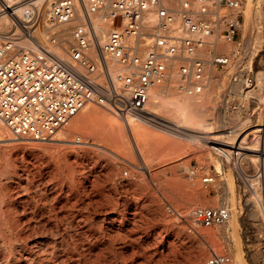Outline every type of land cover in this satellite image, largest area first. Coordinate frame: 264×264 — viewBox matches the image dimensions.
Returning a JSON list of instances; mask_svg holds the SVG:
<instances>
[{
	"label": "rangeland",
	"instance_id": "374dc122",
	"mask_svg": "<svg viewBox=\"0 0 264 264\" xmlns=\"http://www.w3.org/2000/svg\"><path fill=\"white\" fill-rule=\"evenodd\" d=\"M166 2L177 7V0ZM248 10L250 19L245 16ZM210 16H219L214 32L220 27L224 37L222 41L212 37L198 51L207 62L204 91L191 95L180 90L181 58L155 90L160 117L191 130L179 131L160 120L121 119L90 103L92 116L107 120L115 136L129 139V154L112 146L103 128L96 134L88 128L71 130L75 116L50 141H0V264H195L205 262L213 251L229 253L233 264H264L260 200L238 169L212 151L205 134L220 137L223 129L241 119L251 120L245 127L256 123L254 103L242 94V80L233 81V76L264 69V0H244L240 13L222 8ZM230 18L241 22L233 41L226 36ZM71 26L67 25L69 30ZM49 30L41 35H51ZM250 38L254 40L248 48ZM67 40H62L65 48ZM217 55L230 58L225 68L211 63ZM183 97L193 98V106L205 113V126L187 121L167 103ZM61 132L68 134L67 141L59 140ZM78 136L82 142L76 141ZM220 161L223 174L216 171ZM244 169L254 174L252 167ZM206 175H214L215 182L203 183ZM230 175L234 193L226 181ZM262 197L264 201L263 191ZM222 205L237 213L236 231L228 228L229 223L206 227L190 218L195 207ZM256 210L259 214L254 216ZM210 231L217 232L214 239L205 236ZM200 243L206 250L201 256Z\"/></svg>",
	"mask_w": 264,
	"mask_h": 264
},
{
	"label": "built area",
	"instance_id": "2783aa9c",
	"mask_svg": "<svg viewBox=\"0 0 264 264\" xmlns=\"http://www.w3.org/2000/svg\"><path fill=\"white\" fill-rule=\"evenodd\" d=\"M177 1L175 8L166 0H0V15L13 17L25 29L26 37H31L41 24L45 10L60 24L71 22L80 8L88 17L99 14L113 26L104 41L99 40L92 23L75 26L68 57L45 45L25 46L13 30L0 32V122L8 129L11 140L49 141L87 103L101 105L121 119L146 121L150 90L169 78L178 58L182 60L178 65L180 90L202 93L207 83L205 60L197 53L207 45L219 19L210 16L211 6L218 11L227 8L240 13L244 0ZM227 25L226 36L233 41L241 22L230 18ZM94 53L98 61L92 58ZM111 62L117 70L111 69ZM212 62L225 68L230 58L217 55ZM237 80H243L244 90L257 86L254 73L234 75L233 81ZM250 101L254 103L255 117L257 105L254 98ZM255 122L250 126L260 138L256 149L247 144L251 139L249 126L241 129L232 142L221 143L213 139L212 132L205 134L210 137L207 143L213 152L218 149L227 155L228 158L215 152L222 159L258 153L261 165L257 175L264 192V114L261 121ZM222 132V137L230 136L235 127ZM77 141L82 142V137L78 136ZM215 180L214 175L203 177L205 184ZM192 212L194 219L206 227L223 225L231 216L224 205L198 206ZM195 264H233V258L229 253L213 251L205 262Z\"/></svg>",
	"mask_w": 264,
	"mask_h": 264
},
{
	"label": "bare ground",
	"instance_id": "6f19581e",
	"mask_svg": "<svg viewBox=\"0 0 264 264\" xmlns=\"http://www.w3.org/2000/svg\"><path fill=\"white\" fill-rule=\"evenodd\" d=\"M18 0H7V2H16ZM167 1V0H166ZM169 1V0H168ZM171 2V1H170ZM167 3V2H166ZM249 6V5H248ZM253 6V5H252ZM217 11V7L215 5H212L211 6V12L213 11ZM250 10L246 11L245 12V16H246V19H250V16H251V13L249 12ZM257 11V10H256ZM253 14V13H252ZM253 17V16H252ZM259 19V17H257ZM259 21V20H258ZM257 21V22H258ZM86 22H90L92 23L95 31L97 32L98 34V37H99V40L101 41H104L109 32L112 30L113 26H112V23L110 20H107V19H104L103 16L101 15H96V14H91L89 17L84 13V11L82 9H78L77 10V15L76 17L69 23H66V24H60V23H57V22H54L51 17H50V14L47 10L44 11L43 15H42V19H41V24L35 29L32 31V36L30 37H26L24 35V30L23 27L21 25H19V23L13 18L11 17L10 15H0V32L1 33H6V32H9V31H15V34L16 35H19V37L21 38V41L20 43L25 45V46H33L35 48L39 47V45H45L47 47H49L51 50L57 52L58 54H60L61 56H64V57H68V47L69 45L73 42V28L79 24H83V23H86ZM73 23V26H71V29L69 30L67 25L69 24H72ZM217 24L215 23L213 25V32H212V35L209 37V40L213 37L214 40H223V37L221 36L220 34V27L217 29V31L214 32L215 30V26ZM47 28H49L50 30H53V33L51 35L48 36L47 35H41L43 33L42 30H47ZM49 30V31H50ZM51 33V32H50ZM66 40L68 38H71V40H67L69 41L68 42V47L65 48L63 47V44H62V40L65 39ZM264 39V38H263ZM253 38H250L248 39V42H247V47L249 48L250 45L252 44L253 42ZM209 42V41H208ZM67 45V44H65ZM205 47V46H204ZM227 48H231V44H228L226 46ZM202 49V48H201ZM200 50V49H199ZM198 50V51H199ZM198 54V53H197ZM199 55V54H198ZM210 56V55H209ZM264 57V56H263ZM92 58L96 61H98V55L96 53L93 54ZM180 59V58H178ZM176 59V60H178ZM204 59V58H203ZM209 59V58H208ZM262 59V58H261ZM175 60V61H176ZM205 60V59H204ZM239 60V59H238ZM263 60V59H262ZM263 62V61H262ZM211 63L213 65H215L212 60H211ZM114 63H110V67L113 71L117 70L118 67L114 68L113 69V65ZM216 66V65H215ZM207 70V62L205 60V72ZM178 72V71H177ZM255 76H256V80H257V86L253 89V90H244L242 89L241 92L242 94L247 97L249 100L254 98L255 99V102H256V105H257V108L255 110V118H256V121H261L262 118H263V112H264V69H262L261 71L259 72H256L255 73ZM170 77V76H169ZM169 79V78H168ZM167 79V80H168ZM166 80V81H167ZM207 80V79H206ZM165 81V82H166ZM233 82V81H232ZM243 84V80L241 82ZM163 84V83H162ZM161 85V84H160ZM207 85V84H206ZM236 85H239V84H236ZM159 86V85H157ZM153 87L151 90H150V99L149 101L151 102V107H148L147 106V109H148V113H147V119L146 121L142 118H139L141 119L142 121H152V120H163L160 118V115L157 113V108L159 105V101H160V96L158 94L156 87ZM181 86V85H180ZM179 86V88H180ZM161 87V86H160ZM206 87V86H205ZM237 87V86H236ZM159 88V87H158ZM233 88V87H232ZM238 89V88H237ZM184 92H186L187 94H191L193 95L192 93H189L187 91L184 90ZM186 94V95H187ZM196 94V93H195ZM153 98V99H152ZM193 98L191 97H183V98H180L178 101H174V100H171L169 99L167 101L168 104H172V105H175L176 107V110L179 111L181 114H183V118H186L187 121L189 122H197V124L199 125H202V126H205L203 124V120H205V113L204 112H200L198 111L193 105ZM199 101V100H198ZM197 102V101H196ZM149 103V102H148ZM165 104V103H163ZM200 104V103H199ZM90 103H87L76 115H75V119L73 120V125L71 127V130H74V129H91L92 131V134H96L99 132L100 129L103 128L104 130V135L110 139V142H111V145L114 146V145H119V147L123 148L128 154L131 152V149L130 147H132L131 145V142L129 141L128 138H123L121 135L120 136H115V131L113 128H111V126H109V123L107 122L106 119H103V120H106V122L102 121L100 118L98 117H95L92 116L94 114V110L89 106ZM162 106V105H161ZM197 106V105H196ZM199 107V106H198ZM95 108V107H94ZM202 109V108H201ZM166 119V118H164ZM252 119V118H251ZM72 120V119H71ZM127 126L128 128H130V131L132 132L133 130L131 129V123L129 120H127ZM165 121V120H164ZM167 123H172V127H173V124L174 126H177V128L180 130H191L192 127H190L189 125L187 124H176L174 122L173 119H166ZM250 121L251 120H240L237 122V124H234L233 126L235 127V132L233 134H231L230 136H220V137H214L213 139H215V141H219V142H232L235 138H236V135L241 131V129L245 128V126L249 125L250 124ZM71 122V121H70ZM156 122V121H155ZM70 124V123H69ZM68 124V125H69ZM67 125V126H68ZM65 126V127H67ZM171 125L169 124V127ZM253 126H249L248 130L250 131V135H251V139L247 142L248 146L250 148H253V149H256L258 147V145L260 144V138H259V135L254 131V129H252ZM64 128V127H63ZM62 129V128H61ZM60 129V130H61ZM174 129V128H173ZM58 130V132L60 131ZM175 130H177L175 128ZM209 130V129H208ZM178 131V130H177ZM200 131V130H199ZM58 132L56 134H58ZM133 133V132H132ZM55 134V136H56ZM0 136H2V138L0 139V141H9L11 140V136L8 132V129L6 128V126L0 122ZM54 136V137H55ZM198 135H196L197 137ZM54 137L52 139H54ZM59 137H61L59 140H63V141H67V138H68V134H66L65 132H61L59 134ZM51 139V140H52ZM50 141V140H49ZM77 141V139H76ZM129 143V144H128ZM139 150V149H138ZM141 152V151H139ZM215 152L219 155V156H225L226 158L227 155H225L222 151L216 149ZM225 157L223 158V162L225 161L226 163L230 164V165H234L239 173L243 176L244 180L246 181V183L248 182V184L253 188V191L252 193L254 194V196H256L259 200H260V204H261V207L264 209V202H263V197H262V190H261V187H260V183H261V177L258 176V172L260 170V165H261V160L259 158V155L258 153H254V152H249L247 155H245L243 158L239 157V156H235L234 160L231 159H225ZM223 164L220 162H218L216 164V171L221 174H223ZM245 165H248L250 167H252L255 171H254V174L253 175H249L246 173L245 169H244V166ZM255 165V166H254ZM247 169V168H246ZM252 171V170H251ZM248 176V178L246 177ZM250 176V177H249ZM226 181L228 183V187H229V191L234 193V188H233V177L228 176V178H226ZM254 206V205H253ZM227 207L230 209V213H231V216H230V219L226 222L228 224V228H234V230L237 228L238 226V218L235 214V212H233V209L227 205ZM254 211V210H253ZM264 211V210H263ZM259 213L258 211L256 210L255 213H254V216H257ZM190 215V218L192 220H194L196 223H199L198 221H196L193 217V212L190 211L189 213ZM240 221V220H239ZM194 223V222H193ZM225 223V224H226ZM224 226V224L222 225ZM186 230V229H184ZM200 231V230H199ZM236 231V230H235ZM198 232V231H197ZM217 232L215 231H210V232H207L205 233V236H210L212 239H214L217 235H216ZM200 234V233H199ZM202 235V234H201ZM227 235V234H226ZM233 235V234H232ZM204 236V237H205ZM226 238V237H225ZM229 238V237H228ZM211 239V241H212ZM232 240V239H231ZM217 242V241H216ZM205 245V244H204ZM200 247V253L199 255H204L206 253V250H205V247L203 246V243L199 244L198 245ZM258 247V246H257ZM260 253V252H259ZM236 255V254H235ZM236 257V256H235ZM238 258L239 259H243L242 257V254L241 252H239L238 254ZM255 258V256H254ZM236 259V258H235ZM259 259V258H258ZM262 262L264 263V254L262 253ZM259 260V261H261ZM188 262V261H187ZM261 262V263H262ZM187 264V263H186Z\"/></svg>",
	"mask_w": 264,
	"mask_h": 264
},
{
	"label": "crops",
	"instance_id": "0c3cea01",
	"mask_svg": "<svg viewBox=\"0 0 264 264\" xmlns=\"http://www.w3.org/2000/svg\"><path fill=\"white\" fill-rule=\"evenodd\" d=\"M160 118H161V117H160ZM161 119H163V120H160V119H159V120H160V121H164V120H165L164 122H167L166 119H164V118H161ZM166 127H167V125H166ZM147 165H148V164H147Z\"/></svg>",
	"mask_w": 264,
	"mask_h": 264
}]
</instances>
